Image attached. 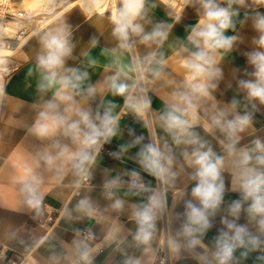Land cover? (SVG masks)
<instances>
[{
	"label": "clouds",
	"instance_id": "obj_1",
	"mask_svg": "<svg viewBox=\"0 0 264 264\" xmlns=\"http://www.w3.org/2000/svg\"><path fill=\"white\" fill-rule=\"evenodd\" d=\"M21 17L0 29L19 41L0 44V120L23 131L0 156V264H264V0H32ZM17 53L34 96L9 115Z\"/></svg>",
	"mask_w": 264,
	"mask_h": 264
},
{
	"label": "crops",
	"instance_id": "obj_2",
	"mask_svg": "<svg viewBox=\"0 0 264 264\" xmlns=\"http://www.w3.org/2000/svg\"><path fill=\"white\" fill-rule=\"evenodd\" d=\"M156 15L160 19H167V16L165 15V10L163 7L156 10ZM73 23H80L83 19L82 15L79 13L78 10H74L72 17H71ZM196 22V15L193 9H188L185 13L183 24L178 25L175 29V33L183 36L184 30L183 25L184 24H194ZM103 30V29H102ZM92 29L89 28L87 25H84L83 27V33L85 35V39H87V35L89 32H91ZM231 34V33H230ZM107 35V33H106ZM27 46H25L26 48ZM243 48V46H241ZM21 51H24L22 49ZM236 55V63L240 66L244 65V57L239 55L238 53ZM12 60L15 61L16 65L19 67V71L13 74V78L11 82L7 86V92L9 93L11 97V103L8 106V114H12V109L15 106L23 107L25 105V102L30 104L32 102L33 96H34V85L28 86V83L25 80V71L29 67V62L25 60L24 56L17 53L14 57H12ZM98 78L96 74L92 76V79L95 81ZM119 100V98H117ZM154 107L159 106V101H156L154 99ZM26 111V110H25ZM129 123H131L129 121ZM137 133H140L142 129L136 125ZM16 140H19V138L23 135V131L20 129L15 130V126L11 125L7 122V120H0V156L6 155L8 151L11 150L13 144H14V137ZM127 138V136H126ZM116 147L115 141L111 146H106V149L112 150ZM17 153L14 151L12 153V156H16ZM105 166H112L114 164V161L108 159L107 156H105L104 159ZM130 167L133 165H129ZM99 179V177H98ZM148 179H151L148 177ZM3 196V191L0 189V197Z\"/></svg>",
	"mask_w": 264,
	"mask_h": 264
},
{
	"label": "built area",
	"instance_id": "obj_3",
	"mask_svg": "<svg viewBox=\"0 0 264 264\" xmlns=\"http://www.w3.org/2000/svg\"><path fill=\"white\" fill-rule=\"evenodd\" d=\"M18 5L19 3L17 0H0V29L7 28L11 25L12 30L15 31L17 25L25 22L21 17L22 11ZM22 32L23 30L21 29V31L17 34H22ZM18 43V40H9L6 36L0 40V44L6 45L10 48L15 47ZM13 66H17L15 61Z\"/></svg>",
	"mask_w": 264,
	"mask_h": 264
},
{
	"label": "bare ground",
	"instance_id": "obj_4",
	"mask_svg": "<svg viewBox=\"0 0 264 264\" xmlns=\"http://www.w3.org/2000/svg\"><path fill=\"white\" fill-rule=\"evenodd\" d=\"M23 2V0H21ZM22 2L20 3V1H18L19 5L23 8V9H20L22 11V13L25 11V8L27 5H30L32 3V0H29L25 3V5L22 4Z\"/></svg>",
	"mask_w": 264,
	"mask_h": 264
},
{
	"label": "rangeland",
	"instance_id": "obj_5",
	"mask_svg": "<svg viewBox=\"0 0 264 264\" xmlns=\"http://www.w3.org/2000/svg\"><path fill=\"white\" fill-rule=\"evenodd\" d=\"M17 1H20V3L22 2L21 0H17ZM27 1H29V0H23L22 4L25 5V3H26ZM27 6H28V5H27ZM18 7H19L20 9H23L20 5H18Z\"/></svg>",
	"mask_w": 264,
	"mask_h": 264
}]
</instances>
